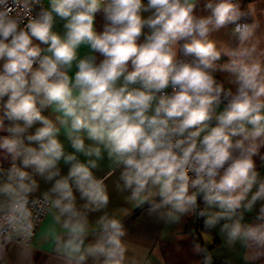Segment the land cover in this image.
<instances>
[{"label": "clouds", "instance_id": "obj_1", "mask_svg": "<svg viewBox=\"0 0 264 264\" xmlns=\"http://www.w3.org/2000/svg\"><path fill=\"white\" fill-rule=\"evenodd\" d=\"M44 3L0 0V101L7 97L0 132L8 133L0 136V157L13 162L0 185L5 198L0 230L28 227L29 196L37 188L27 171L32 169L54 180L44 199L54 197L69 260L83 264L87 257H102V264H124L125 233L115 216H100L98 239L83 248L89 231L85 213L106 208L109 194L105 179L93 173L96 160L80 162L76 153L99 159L102 145L109 159L123 165L121 179L131 199L143 203L158 196L154 207H167L175 217L195 211L203 194L207 205L222 210L206 219L207 227L231 221L221 229L229 243L264 247V223L232 219L242 206L251 210L264 200V180L254 160L264 148V39L254 5L242 10L237 0H207L202 10L210 14L199 16V0ZM98 14L105 21L101 32L94 27ZM56 18L64 22L63 35L53 31ZM229 25L236 43L218 47L210 35ZM82 44L103 59H78ZM222 57L226 62L218 64ZM73 62L76 71L69 76ZM217 73H227L235 91L226 89ZM222 98L227 104L217 112ZM53 106L60 124L69 126L73 153H65L60 129L42 115ZM212 119L214 127L208 123ZM37 122L41 126L29 133ZM81 133L97 146H86ZM18 159L21 167L15 165ZM61 160L70 165L65 176ZM75 192L86 202L84 211ZM257 218L264 220V206Z\"/></svg>", "mask_w": 264, "mask_h": 264}, {"label": "crops", "instance_id": "obj_2", "mask_svg": "<svg viewBox=\"0 0 264 264\" xmlns=\"http://www.w3.org/2000/svg\"><path fill=\"white\" fill-rule=\"evenodd\" d=\"M147 3L146 0H144ZM207 0H199L196 14L199 16H207L210 13L202 10L203 4ZM241 4L242 10L246 9L249 4L255 7V18L260 22L259 34L264 39V0H237ZM47 7V0L44 3ZM145 17L150 13H143ZM63 21L59 18L55 19L53 31L63 35ZM104 19L102 14H98L94 24L97 32L103 31ZM233 25H229L219 31L213 32L210 38L217 41V46H234L236 41L231 35ZM145 32L148 30L145 29ZM143 36L141 37V42ZM38 44V41H34ZM181 44L184 41L180 42ZM264 47V44L261 45ZM182 52L178 51V58ZM89 55L97 56V62L103 59L99 53L91 52L86 44H82L77 50L78 59ZM191 57L187 58L190 59ZM226 57H222L218 64L225 63ZM2 63V62H0ZM76 71L75 62L69 71V76H74ZM227 73H217L218 80L225 81V88H231L235 91V86L226 81ZM7 100L0 101V117H3V103ZM227 104V100L221 99V104L217 112L223 111ZM42 115L51 119L60 129L58 138L64 145L65 153H73L71 142L68 138L69 126L61 125L57 119L58 115L53 107L42 110ZM9 122L5 120L7 125ZM210 126L216 125L215 119L208 122ZM39 122L29 129V133H34L35 129L40 127ZM194 130V129H193ZM6 132H0V136L7 135ZM85 138L86 146H97L95 142L87 139L86 133H81ZM203 135V133H202ZM35 146V145H33ZM101 147V158L95 156H85L82 153H76L80 162L87 163L88 160H96L97 168L93 169V173L97 178H104L107 191L109 194V204L106 208L100 211H87L85 214L89 221V231L84 238L83 248H87L90 244H94L98 239V231L96 230V222L98 218L105 213L109 216H115L122 223L125 235L121 237L122 243L125 245L124 264H264V247H258L254 243L237 240L234 243H229L227 233L222 231L225 223L231 221L220 220L214 227H207L206 219L214 214L222 211L218 206H209L203 199V194L197 197V208L195 211H190L187 214H176L175 217L168 214L167 207L156 208L154 205L160 204V198L152 197L148 202H138L131 199L130 190L125 189L121 173L124 170L123 165L114 163L109 159L107 151ZM3 150H0L2 153ZM264 155V148L260 149V154L254 157L259 178L264 180V160L260 156ZM11 157L3 159L0 157V185L7 182L8 174L12 166ZM17 167H21L20 160L15 162ZM61 176L67 175L70 165H67L61 160L59 163ZM32 178L36 181L37 188L30 195H40L48 193L53 181H46L33 172L32 169H27ZM56 177L55 179H58ZM257 190L253 187L252 193ZM75 191V190H74ZM194 191L190 189V192ZM249 194L248 199L251 198ZM77 196V207L84 211L83 205L85 201L80 199L79 193ZM50 197V209L42 221L38 232L30 245L4 243L0 244V257L3 264H75L70 261L65 251V243L68 239L66 230L62 226V222L56 220L58 210L52 207ZM5 198L0 196V203H3ZM264 206V200H258L251 208L246 210L243 206L236 210V214L232 217L233 220L240 219V222L245 225H255L264 223V220H259L257 217L260 213V208ZM201 212L204 214L201 215ZM103 258L96 260L92 257H87L83 264H102Z\"/></svg>", "mask_w": 264, "mask_h": 264}, {"label": "built area", "instance_id": "obj_3", "mask_svg": "<svg viewBox=\"0 0 264 264\" xmlns=\"http://www.w3.org/2000/svg\"><path fill=\"white\" fill-rule=\"evenodd\" d=\"M41 47L44 46L41 45ZM179 58L185 59L183 54H181ZM166 91L171 93V88L167 89ZM190 176H192L191 173ZM29 201L31 217L28 221V227L25 230H12L11 228L4 226L3 229L0 230V244L12 242L16 244L30 245L32 243L42 221L50 209V200H45L44 194H40L30 195ZM2 216L3 213H0V217ZM0 223H2V219H0ZM0 264H3L1 257Z\"/></svg>", "mask_w": 264, "mask_h": 264}, {"label": "water", "instance_id": "obj_4", "mask_svg": "<svg viewBox=\"0 0 264 264\" xmlns=\"http://www.w3.org/2000/svg\"><path fill=\"white\" fill-rule=\"evenodd\" d=\"M147 1V0H146Z\"/></svg>", "mask_w": 264, "mask_h": 264}]
</instances>
